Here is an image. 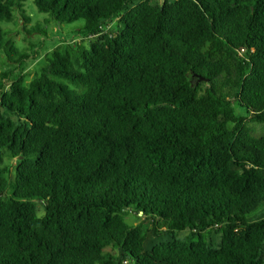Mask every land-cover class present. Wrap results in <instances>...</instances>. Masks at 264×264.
<instances>
[{
	"label": "trees",
	"instance_id": "obj_1",
	"mask_svg": "<svg viewBox=\"0 0 264 264\" xmlns=\"http://www.w3.org/2000/svg\"><path fill=\"white\" fill-rule=\"evenodd\" d=\"M25 1L0 0V264H264V0H34L84 24L28 86Z\"/></svg>",
	"mask_w": 264,
	"mask_h": 264
},
{
	"label": "rangeland",
	"instance_id": "obj_2",
	"mask_svg": "<svg viewBox=\"0 0 264 264\" xmlns=\"http://www.w3.org/2000/svg\"><path fill=\"white\" fill-rule=\"evenodd\" d=\"M162 2V0H157ZM24 10L27 15L31 18L30 21L24 20L20 15L12 23H3V27L10 31L8 38L13 39L20 49L30 48L31 45H36L37 50L40 52V57L35 61L31 62L23 73L24 81L23 84L28 86L31 80L39 73L41 68L46 64V58L51 56V53L55 50L62 51L67 49L70 45L74 46L76 43H82L81 37L76 34V28L84 24L83 20H78L73 23L57 24L53 21H47L49 19L48 13H41L38 11L34 0H26L24 2ZM40 25L46 31L43 34L41 31L33 32L34 27ZM29 32H28V31ZM12 63L7 61L6 55H0V73L2 71L13 70ZM257 131L261 132L260 126H255ZM16 158L11 160L7 155L4 159V164H15ZM11 169L10 176L12 177L13 168ZM40 214L43 213L42 206L39 205ZM264 216V209L262 215ZM144 218L142 217L141 220ZM128 220L132 223L140 222L139 219L135 218L133 214L128 216ZM185 232L181 233L180 236L184 237ZM132 264V263H129Z\"/></svg>",
	"mask_w": 264,
	"mask_h": 264
},
{
	"label": "built area",
	"instance_id": "obj_3",
	"mask_svg": "<svg viewBox=\"0 0 264 264\" xmlns=\"http://www.w3.org/2000/svg\"><path fill=\"white\" fill-rule=\"evenodd\" d=\"M117 22H118V18L114 19V21L111 22V23H109L108 25L103 26V27H102L103 32H107V31H109L110 29H112V28L115 26V24H116Z\"/></svg>",
	"mask_w": 264,
	"mask_h": 264
}]
</instances>
